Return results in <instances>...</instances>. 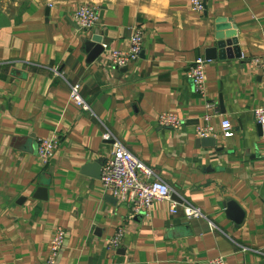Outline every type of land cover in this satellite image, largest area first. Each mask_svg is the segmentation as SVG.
Returning a JSON list of instances; mask_svg holds the SVG:
<instances>
[{
    "label": "crops",
    "instance_id": "obj_1",
    "mask_svg": "<svg viewBox=\"0 0 264 264\" xmlns=\"http://www.w3.org/2000/svg\"><path fill=\"white\" fill-rule=\"evenodd\" d=\"M205 3L196 12L190 0H0V264H47L57 227L66 241L56 264H210L219 256L264 264V136L254 114L264 106V74L251 62L264 55V0ZM82 4L99 7L93 30L74 20ZM221 19L242 56L207 64L208 97L220 111L211 120L217 145L208 146L196 136L205 100L187 73L215 46ZM137 29L143 49L130 66L90 60L86 40L96 31L104 48L126 50ZM77 83L90 110L70 98ZM165 111L183 119L178 129L159 124ZM224 119L232 137L221 134ZM106 128L167 182L173 200L206 217L173 213L169 199L134 216L107 194L99 165L114 142L103 139ZM54 134L60 145L43 166L39 141ZM120 227L125 236L112 250Z\"/></svg>",
    "mask_w": 264,
    "mask_h": 264
},
{
    "label": "built area",
    "instance_id": "obj_2",
    "mask_svg": "<svg viewBox=\"0 0 264 264\" xmlns=\"http://www.w3.org/2000/svg\"><path fill=\"white\" fill-rule=\"evenodd\" d=\"M192 10L203 12L205 10L204 0H190ZM73 17L79 27L85 31L93 30L101 23L99 7L92 4L78 6ZM143 49V33L137 29L130 38L128 49L105 48L101 59H108L114 68H124L136 62ZM209 60L205 57L197 58L188 70V78L194 84L195 91L205 100L206 112L203 121L196 127L198 138L217 137L218 131L211 124L212 118L219 114L218 103L208 97V82L206 67ZM253 66L260 68L264 74V55L255 56L251 60ZM56 74L62 73L55 69ZM70 98L80 108L90 110L89 104L80 92V84L70 85ZM257 123L261 126L264 136V106L254 111ZM158 122L161 126L178 129L183 119L175 112L165 111L159 115ZM221 134L223 137H232L235 134L233 123L229 119L221 122ZM105 141H113V151L107 156L102 164L101 182L107 194L119 201L129 203L131 213L134 216L148 213L156 201L169 199L173 213L181 209L188 220L205 218L202 209L190 201L179 203L172 199L173 190L155 170L143 163L129 148L117 140L112 131L106 128L103 132ZM61 138L58 134L39 141L37 156L43 166H47L58 149ZM125 236V229L118 228L110 241L109 248L117 250ZM66 241V232L62 227L54 231L51 250L47 264H56L61 249ZM247 250V248H244ZM210 264H227L223 256L211 260Z\"/></svg>",
    "mask_w": 264,
    "mask_h": 264
},
{
    "label": "water",
    "instance_id": "obj_3",
    "mask_svg": "<svg viewBox=\"0 0 264 264\" xmlns=\"http://www.w3.org/2000/svg\"><path fill=\"white\" fill-rule=\"evenodd\" d=\"M206 0H204V4L206 5ZM217 41L213 48L207 50L206 59L213 60L217 57L226 58V57H241L242 51L239 46V40L236 37V33L233 30L232 24L230 22L221 19L218 25V33L216 35ZM87 49L90 51V60L95 61L100 59L101 54L104 52L105 48L103 46V36L99 31H96L94 36L86 40ZM204 145L208 146H216L217 139L215 137L203 138L200 140ZM100 175L102 173V162L100 163ZM227 207L229 209V213H235L239 210V205L235 200L228 199ZM238 223L239 219L234 218Z\"/></svg>",
    "mask_w": 264,
    "mask_h": 264
}]
</instances>
